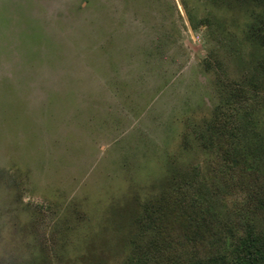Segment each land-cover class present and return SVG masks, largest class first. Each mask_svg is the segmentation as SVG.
Returning a JSON list of instances; mask_svg holds the SVG:
<instances>
[{"label": "rangeland", "instance_id": "1", "mask_svg": "<svg viewBox=\"0 0 264 264\" xmlns=\"http://www.w3.org/2000/svg\"><path fill=\"white\" fill-rule=\"evenodd\" d=\"M263 60L264 0H0V264L235 261Z\"/></svg>", "mask_w": 264, "mask_h": 264}, {"label": "trees", "instance_id": "2", "mask_svg": "<svg viewBox=\"0 0 264 264\" xmlns=\"http://www.w3.org/2000/svg\"><path fill=\"white\" fill-rule=\"evenodd\" d=\"M251 55L256 56L254 49L251 51ZM259 59L260 58L256 56V60L259 61ZM243 119L245 120V116H243ZM244 123L245 121H243V124ZM243 126L244 125H242V127ZM261 139L264 140V137ZM235 250L236 253H240V256L232 263L226 261L225 257L214 256L187 264H264V236H255L251 231H248L246 237L240 241L239 246H237Z\"/></svg>", "mask_w": 264, "mask_h": 264}]
</instances>
